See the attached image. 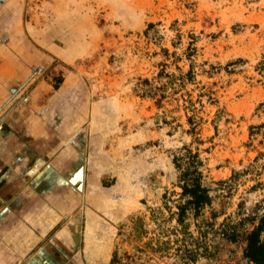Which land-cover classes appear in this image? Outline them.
<instances>
[{
    "label": "rangeland",
    "instance_id": "374dc122",
    "mask_svg": "<svg viewBox=\"0 0 264 264\" xmlns=\"http://www.w3.org/2000/svg\"><path fill=\"white\" fill-rule=\"evenodd\" d=\"M26 10L31 43L61 51L46 77L69 79L72 115L105 123L121 165V217L95 264H250L245 235L264 213V0H27ZM183 146L199 153L211 203L180 222Z\"/></svg>",
    "mask_w": 264,
    "mask_h": 264
},
{
    "label": "crops",
    "instance_id": "0c3cea01",
    "mask_svg": "<svg viewBox=\"0 0 264 264\" xmlns=\"http://www.w3.org/2000/svg\"><path fill=\"white\" fill-rule=\"evenodd\" d=\"M26 5L0 0V264L104 262L121 165L105 123L72 115L69 79L46 77L61 51L31 43Z\"/></svg>",
    "mask_w": 264,
    "mask_h": 264
},
{
    "label": "trees",
    "instance_id": "16d2710c",
    "mask_svg": "<svg viewBox=\"0 0 264 264\" xmlns=\"http://www.w3.org/2000/svg\"><path fill=\"white\" fill-rule=\"evenodd\" d=\"M186 77L192 79L190 70ZM148 82L147 79L143 80L145 84ZM151 90V86L143 88V93L149 95ZM173 163L179 171L178 180L183 200L177 204V219L181 222L187 210H192L193 215L197 216L204 207L210 205L211 196L209 189L202 182V160L197 151L183 146L180 153L174 155ZM235 233L227 234L230 241L235 240ZM243 256L250 264H264V213L260 214L257 223L245 235Z\"/></svg>",
    "mask_w": 264,
    "mask_h": 264
}]
</instances>
